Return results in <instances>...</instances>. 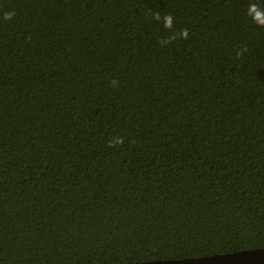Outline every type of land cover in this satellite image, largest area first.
I'll list each match as a JSON object with an SVG mask.
<instances>
[{
    "label": "trees",
    "instance_id": "obj_1",
    "mask_svg": "<svg viewBox=\"0 0 264 264\" xmlns=\"http://www.w3.org/2000/svg\"><path fill=\"white\" fill-rule=\"evenodd\" d=\"M252 2L0 0V264L264 247Z\"/></svg>",
    "mask_w": 264,
    "mask_h": 264
},
{
    "label": "water",
    "instance_id": "obj_2",
    "mask_svg": "<svg viewBox=\"0 0 264 264\" xmlns=\"http://www.w3.org/2000/svg\"><path fill=\"white\" fill-rule=\"evenodd\" d=\"M98 264H264V247L180 259Z\"/></svg>",
    "mask_w": 264,
    "mask_h": 264
},
{
    "label": "clouds",
    "instance_id": "obj_3",
    "mask_svg": "<svg viewBox=\"0 0 264 264\" xmlns=\"http://www.w3.org/2000/svg\"><path fill=\"white\" fill-rule=\"evenodd\" d=\"M247 14L258 27H264V8H262L259 4H257L256 2L250 3L248 6ZM14 16H15V13L6 12L4 14V19L6 21H10L14 18ZM153 18L157 22H160L162 20L163 27L166 32H173L174 20L171 14H167L162 17L160 13H155L153 14ZM178 39H185V40L188 39V30L181 29L179 32H173V35L171 37L169 36L163 37L160 40V44L162 46H165ZM244 51H247V49H245ZM242 55H243L242 52L238 53L237 58H239ZM115 85H116V82L113 81V86ZM123 142L124 141L121 137H116L110 141L109 146L112 147L117 144H123Z\"/></svg>",
    "mask_w": 264,
    "mask_h": 264
}]
</instances>
